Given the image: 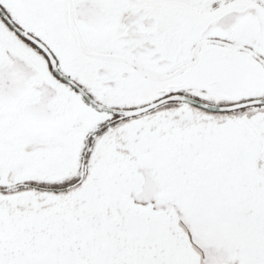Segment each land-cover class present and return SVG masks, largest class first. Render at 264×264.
<instances>
[{"label": "snow or ice", "instance_id": "1", "mask_svg": "<svg viewBox=\"0 0 264 264\" xmlns=\"http://www.w3.org/2000/svg\"><path fill=\"white\" fill-rule=\"evenodd\" d=\"M0 264H264V0H0Z\"/></svg>", "mask_w": 264, "mask_h": 264}]
</instances>
